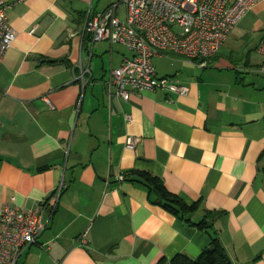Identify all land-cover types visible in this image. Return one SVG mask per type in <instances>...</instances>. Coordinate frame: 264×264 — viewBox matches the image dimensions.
Wrapping results in <instances>:
<instances>
[{
	"label": "crops",
	"instance_id": "1",
	"mask_svg": "<svg viewBox=\"0 0 264 264\" xmlns=\"http://www.w3.org/2000/svg\"><path fill=\"white\" fill-rule=\"evenodd\" d=\"M4 1L16 37L0 64V208L34 209L62 186L17 264L194 259L210 244L191 224L206 211L231 264H264V0L205 66L153 59L157 76L187 96L143 91L128 101L109 97L105 81L130 52L91 44L82 31L84 15L112 0L103 9L94 0ZM142 173L196 204L190 223L152 202Z\"/></svg>",
	"mask_w": 264,
	"mask_h": 264
},
{
	"label": "built area",
	"instance_id": "2",
	"mask_svg": "<svg viewBox=\"0 0 264 264\" xmlns=\"http://www.w3.org/2000/svg\"><path fill=\"white\" fill-rule=\"evenodd\" d=\"M259 1L112 0L102 12L84 15L82 31L91 44H119L130 52L118 68L109 72L105 81L109 97L128 101L132 95L143 91L185 97L189 88L173 77H158L153 59L181 56L205 66L219 53L232 29ZM8 8L9 5L0 0V64L16 37L8 21ZM258 52L264 57V38ZM261 69L264 72V62ZM136 142L137 139H129L127 144L133 146ZM61 191L60 185L31 210L8 204L1 206L0 264H17L38 241L46 227L41 207L55 212ZM80 242L85 244L84 237Z\"/></svg>",
	"mask_w": 264,
	"mask_h": 264
},
{
	"label": "trees",
	"instance_id": "3",
	"mask_svg": "<svg viewBox=\"0 0 264 264\" xmlns=\"http://www.w3.org/2000/svg\"><path fill=\"white\" fill-rule=\"evenodd\" d=\"M141 176L144 178L143 184L147 186L150 194L154 195L152 202L159 204L167 211L186 221V223L191 222L190 219L186 217L196 209V204L188 206L183 203L175 194L170 193L165 188L163 182L159 178L151 176L148 173H142ZM131 180L133 179L131 178ZM213 214L214 212L206 211V217L204 219L198 223L191 222L192 225L205 231L210 237L209 246L202 250L197 258L192 259L184 254H177L169 260L162 258L156 264H231L229 256L224 250L220 240L215 235L213 222L209 220Z\"/></svg>",
	"mask_w": 264,
	"mask_h": 264
},
{
	"label": "rangeland",
	"instance_id": "4",
	"mask_svg": "<svg viewBox=\"0 0 264 264\" xmlns=\"http://www.w3.org/2000/svg\"><path fill=\"white\" fill-rule=\"evenodd\" d=\"M108 1H110V0H94V4L97 5V3H99L98 8H99V9H103V8L105 7V5L108 3ZM96 5H94V6H96ZM87 7H88V5L85 6V8H87ZM256 41H258V39H256ZM255 44H257V42H254V43H253V46H254ZM153 64H154V61H153Z\"/></svg>",
	"mask_w": 264,
	"mask_h": 264
}]
</instances>
